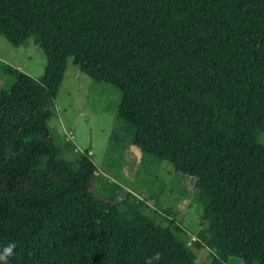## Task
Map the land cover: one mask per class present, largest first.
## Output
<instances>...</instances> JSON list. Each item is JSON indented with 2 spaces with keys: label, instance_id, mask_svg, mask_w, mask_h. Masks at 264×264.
<instances>
[{
  "label": "trees",
  "instance_id": "16d2710c",
  "mask_svg": "<svg viewBox=\"0 0 264 264\" xmlns=\"http://www.w3.org/2000/svg\"><path fill=\"white\" fill-rule=\"evenodd\" d=\"M0 35L32 38L46 55L39 78L4 64L14 79L0 88L7 264H264V0H0ZM70 56L122 92L114 147L124 136L195 179L207 261L171 211L154 231L122 186L103 188L89 149L64 156L73 140L57 144L49 119Z\"/></svg>",
  "mask_w": 264,
  "mask_h": 264
},
{
  "label": "rangeland",
  "instance_id": "374dc122",
  "mask_svg": "<svg viewBox=\"0 0 264 264\" xmlns=\"http://www.w3.org/2000/svg\"><path fill=\"white\" fill-rule=\"evenodd\" d=\"M6 63L39 78L44 73L46 55L32 38L15 46L0 35V88L4 89L14 83L4 72ZM121 97L118 88L93 80L70 56L49 119L57 144H64L68 137L73 140L75 149L64 153L69 158H77L89 149L99 179L103 181L102 187H109L112 182L122 186L119 195L130 194L142 203L145 221L154 231H162L167 220L173 217L166 211H171L187 232L188 244L197 253L198 260L207 261L212 250L211 234L204 219V207L198 201L195 179L176 171L170 162L143 153L124 136L116 147L113 146L110 138ZM118 129L125 134L120 126ZM259 141L264 144V134ZM95 192L102 194L98 189ZM228 264H243V261L231 258Z\"/></svg>",
  "mask_w": 264,
  "mask_h": 264
},
{
  "label": "clouds",
  "instance_id": "9594fccd",
  "mask_svg": "<svg viewBox=\"0 0 264 264\" xmlns=\"http://www.w3.org/2000/svg\"><path fill=\"white\" fill-rule=\"evenodd\" d=\"M15 244L9 243L0 249V264H7L8 258L12 255Z\"/></svg>",
  "mask_w": 264,
  "mask_h": 264
},
{
  "label": "built area",
  "instance_id": "2783aa9c",
  "mask_svg": "<svg viewBox=\"0 0 264 264\" xmlns=\"http://www.w3.org/2000/svg\"><path fill=\"white\" fill-rule=\"evenodd\" d=\"M68 139H69V140H72V139H70L69 137H68Z\"/></svg>",
  "mask_w": 264,
  "mask_h": 264
}]
</instances>
